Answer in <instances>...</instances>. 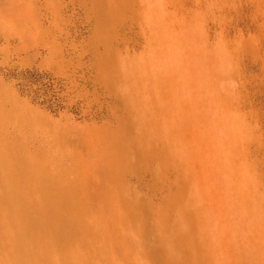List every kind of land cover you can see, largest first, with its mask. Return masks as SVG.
Instances as JSON below:
<instances>
[{"label":"rangeland","instance_id":"374dc122","mask_svg":"<svg viewBox=\"0 0 264 264\" xmlns=\"http://www.w3.org/2000/svg\"><path fill=\"white\" fill-rule=\"evenodd\" d=\"M25 3L21 20L15 11L0 14V264H200L198 257L203 264H264V127L259 140L252 136L249 94L234 93L230 80L222 90L197 84L199 96L189 81L184 94L170 89L174 101L206 104L210 117L219 95L230 101L236 160L226 167L219 213L179 135L169 140L156 111L165 103L159 75L177 64L167 66L154 48L146 0ZM183 15L198 27L193 47L202 51L206 42L195 67L214 75L219 0H189ZM3 31L11 41L2 40ZM173 118L183 119L176 111ZM183 168H196V177ZM72 192L86 202L91 244L81 229L58 236ZM203 206L206 213L198 211ZM19 212L31 217L26 229L14 221ZM101 234L112 246L100 244Z\"/></svg>","mask_w":264,"mask_h":264},{"label":"bare ground","instance_id":"6f19581e","mask_svg":"<svg viewBox=\"0 0 264 264\" xmlns=\"http://www.w3.org/2000/svg\"><path fill=\"white\" fill-rule=\"evenodd\" d=\"M188 1L189 0H146L147 10L152 19V30L155 34L154 48L159 56H161L162 62L167 66L174 63L177 64L175 70L172 68L173 71H171L172 69L166 70L162 75H159V80L157 81L159 98L165 101V103L156 111L158 115L164 119L165 125L169 126L167 130L168 138H170L169 140H173V138L174 140L176 139V136L174 137L175 133L179 135L180 140H177V145L195 161L196 166L199 168L198 172L200 173L198 182L200 186L206 190L210 200L217 207V211L221 213L223 204H226L225 198L220 195L223 180L227 177L226 167L232 168L236 160V153L234 151L236 132L230 130L228 125L231 124L228 120L230 119V101L226 96L219 95V98L216 99V105L220 107V109L210 117V115L205 112L206 104L199 101L193 104L174 101L176 99H174L172 93H170V89L176 87L179 92L184 94L187 88L186 83L189 81L194 88L193 92L199 96L198 88L197 90L195 89L197 84L203 82L213 87L212 85L216 86V83H218V86L222 90V87L230 80L234 93L239 96L244 95L246 92L249 94L248 96L251 99L250 130L252 136L259 140L260 137L257 138L256 136L260 135L261 126L264 127L262 125L264 122L260 120V109L264 105V0H231L230 2L228 0H219L221 36L219 55L215 61V65H217L219 69L213 73L214 75L210 74L211 76L208 75L206 77L200 74L201 71L199 72L193 61L197 54H204L206 42L201 45L202 51L193 47V45L197 43V40L191 37L190 34L191 29L194 30L196 26L193 20L188 21L186 19L187 17L183 15L185 5ZM15 3H17V5H15ZM25 8V0H0V14H3L4 17H6L5 15L13 14L15 11L16 16L21 20L25 16ZM169 10L172 12V18L169 17ZM229 12H232L233 16L230 25L228 24ZM178 14L182 19L174 21L173 18L175 19V16ZM204 31L207 32L206 30ZM2 33V40L8 41L10 39L7 35L8 32L6 33L3 31ZM229 33H232V35H229ZM228 35L233 38V49L232 51L229 50V53L230 41L227 39ZM11 40L12 39L9 41ZM173 77L178 78V83L174 81ZM238 101H240V99H238ZM175 111L183 118L179 122L176 120L174 122L173 114ZM190 111H192V113L196 111L197 117L195 121L190 120L188 117ZM193 114L195 115V112ZM193 123H195V127ZM171 125L173 127H170ZM215 130L220 131L222 135L218 140H216L214 136ZM172 135L173 138H171ZM262 138L264 139V136ZM173 143L175 142L173 141ZM166 145L171 147L172 141H169ZM222 163H224V165ZM183 170L189 177L196 175V168L194 170L183 168ZM84 190V188L82 190L79 188L77 193L85 196V193L82 192ZM74 194L76 193L72 192L70 195L71 197H69L73 199L70 204L71 211H64L62 213V216H60L58 220L57 229L56 227L55 229L57 232L59 231L58 236L63 240L72 236L77 229H81L84 232V238L91 244V242L94 241L91 239L89 240V236L92 233L90 222L88 221L89 218L85 224L83 222V216H85L87 212L86 202L77 201ZM2 198L4 197L0 194V202L3 200ZM198 211L206 213L208 209L203 206L199 208ZM30 218L27 212H19L14 220L17 224V228L26 229L32 224ZM188 219L190 223H194V218L191 217V215ZM65 231H67V233H65ZM99 242L105 247L107 243L110 246L113 244V241L103 234L100 235ZM18 243V241H15L13 245H17ZM198 258L200 264H203L201 261L202 259L200 257Z\"/></svg>","mask_w":264,"mask_h":264}]
</instances>
